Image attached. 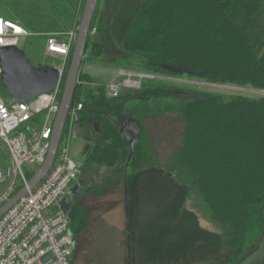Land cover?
I'll use <instances>...</instances> for the list:
<instances>
[{"label":"trees","instance_id":"16d2710c","mask_svg":"<svg viewBox=\"0 0 264 264\" xmlns=\"http://www.w3.org/2000/svg\"><path fill=\"white\" fill-rule=\"evenodd\" d=\"M16 1V4L7 1L9 8L0 5L9 19L19 21L32 31L45 28L52 32L66 29L67 32L78 31L86 0ZM98 1L82 65L90 48V59L99 60L109 55L110 32L98 18ZM141 2V14L148 22L147 31L154 38L160 37V47L154 55H142L127 67L137 65L143 73L188 76L209 83L249 85L264 90V0ZM76 16L78 21L74 24ZM58 25L62 27L55 29ZM69 25L72 27L68 28ZM71 47L60 99L73 43ZM79 75L71 102L72 105L83 104L78 125L86 129L92 121L100 124L89 143L92 150L88 159L108 167H116L122 161L130 173L163 170L177 186L186 189V200L220 228L218 233H205L204 241V237H198L190 256L199 259L198 264H233L240 259V236L248 228L251 209L264 202V95L252 97L188 90L171 79L143 77L139 89L129 90L131 93L127 96H122L121 92L110 97L104 83L92 85L97 81L89 73H82L81 68ZM177 91L193 94L181 95ZM185 96L189 97L187 103L176 112L182 122V132L177 146L163 160L164 165L154 156L153 149L148 151L140 142L131 151L121 131V122L111 116L118 100L130 97L140 102H177ZM30 123L36 122L32 119ZM66 128L67 125L62 133L65 134ZM37 169L29 167L25 172L28 180ZM22 186L23 183L18 184L16 191ZM204 253L206 257L202 258Z\"/></svg>","mask_w":264,"mask_h":264},{"label":"rangeland","instance_id":"374dc122","mask_svg":"<svg viewBox=\"0 0 264 264\" xmlns=\"http://www.w3.org/2000/svg\"><path fill=\"white\" fill-rule=\"evenodd\" d=\"M7 1L8 3H17L16 0H0V5L9 8ZM141 3V0L98 1V18L102 19L103 24L109 28L110 32V37L107 39V52L109 55L99 60L90 59L88 58V54L91 49L90 48L81 67L82 73H89L98 83L101 84H107L108 82L114 80L125 84L124 81L128 80L129 78L128 72H133L136 74L143 73L139 72L141 67L137 65L127 67V64L134 63L133 61H137L142 55H154L160 47V37L154 38L147 31L148 22L141 14ZM0 15L5 18H9L4 14L1 7ZM77 16L73 21L74 24L76 21H78ZM61 27L62 26L58 25V27L55 29ZM70 27L72 26L69 25L68 28ZM50 28L55 30L52 27ZM65 30L60 32H65ZM30 31L34 35L21 38L20 46L25 50L27 58H29L31 63L33 62L34 65H42V63H47L55 66H60L61 64L65 63L63 57L58 55L51 57L45 53L47 37L44 33L52 32L51 30H45V28H41L36 29V31ZM74 43L75 40L73 41V46ZM121 54L125 59L120 56L117 57V55ZM145 74H147L146 77L150 78L159 77L167 80L171 79L173 81H177L179 87H183L188 90L201 89L218 94H236L252 97L264 95V90L258 88L255 89L249 85L238 86L231 83H209L202 78H191L188 76L185 78H180L174 76L168 77L165 75H154L150 73ZM131 79L137 84L140 80V77L134 75L131 77ZM121 88L122 89L120 90V93L123 92L122 96H127L130 94L131 92H129V90L132 91L134 89H138L137 86H126V84ZM0 93L6 99V101L13 100V97L5 90L1 80ZM187 99H189V97L185 96L184 98L180 97L177 102L173 100H150L148 102H140L130 99V97L129 99L122 98L121 100H118L119 102H117V106L112 110L111 116L116 117L119 122H122L125 118H129L131 117L130 115L133 114V116L138 119L142 125H144H141L143 131L140 135V143L145 145L148 151L149 148L153 149L154 156L160 158L161 165H164L163 160L166 159L165 157L170 154L173 148H175L178 144V137L182 132V122L176 112L179 111V109L184 106L185 103H187ZM146 116L147 118L144 119ZM35 119L42 121V114L36 115ZM94 124H96L97 127H95ZM96 128L99 129L100 124L92 121V124L87 125V128L83 131L84 134H86L84 142V150L86 155H88L90 150H92L89 143H92L93 141ZM78 136L73 139V144L76 141L82 140L81 134ZM149 136L152 143L149 141ZM2 152L5 154L4 150H2ZM0 157L2 158V156ZM74 159L84 163L82 156H74ZM93 162L94 163L91 162V169L88 166L89 172H95L96 170H94V167L101 165L95 162V160ZM155 162H158V160L156 159ZM125 164L126 163L121 161L118 164V167L124 169L126 166ZM105 168H107V170L102 174L96 171L95 175L97 178L100 179L102 176L111 175V167L107 166ZM24 170L27 172L29 168L25 166ZM153 173L155 177L160 176L161 180L160 187L162 197V212L161 210L157 209V217L154 215V219H157L156 221H152L153 218L151 216H146L140 220V224L138 226H136V221L132 223V226L130 225V233L132 232L133 234V231L135 232L140 229L141 234H143L141 241L142 252H140V249H135L134 251L138 253V256L136 257H133L135 252L131 253V256L134 259L133 263H135L138 259H142L144 260L142 264H198L199 259H197L194 255L192 257L190 256V249L192 245H194V243L198 240V237H204V241L205 233H218L220 228H217L211 221L205 218L204 214H202V211L198 207L186 200L185 196L187 193L184 187L177 186L176 183L171 180L165 174V172H163V170H154ZM106 186H109V184L91 183L88 185V188H86L87 192H85V194L89 195L96 193V195H103L104 190L102 191V189ZM120 188V197L122 200H124L126 188H124L123 185ZM76 204L77 207L75 209L67 210L68 218L70 219V228L75 234L78 227V218L79 231L83 230L86 227V223L88 222V212L86 207H84L82 203L76 202ZM142 206L145 207V204L143 203ZM61 210L63 211L62 205ZM145 211L149 213V210L146 209L143 211L144 214H146ZM251 212L252 215L250 216L248 222V228L240 236L241 247L239 254L243 256L245 253H247V251L256 248L258 245L260 246L257 250L250 253L247 258L243 259L239 264H261L264 261V202L253 206ZM77 215L78 218L76 217ZM129 239L131 240V235ZM240 241L237 240L236 245L239 246ZM205 244L206 242L203 243V246ZM158 245L160 246V249H157ZM149 246H153L155 248L149 252L150 255L148 254V257L147 248ZM201 250H203V248ZM205 254L206 253H204V256L201 257H206ZM114 256L115 252H108L102 255L98 254L96 256L94 253H91L89 256V262L87 264H116L113 259Z\"/></svg>","mask_w":264,"mask_h":264},{"label":"built area","instance_id":"2783aa9c","mask_svg":"<svg viewBox=\"0 0 264 264\" xmlns=\"http://www.w3.org/2000/svg\"><path fill=\"white\" fill-rule=\"evenodd\" d=\"M66 33H44L47 37L45 53L51 57H63L65 63L59 66L63 71L71 45L78 35L72 29ZM30 35L34 34L19 21L0 15V47L13 44L21 47V38ZM2 71L0 64V77ZM128 74L124 83L138 89L141 79L147 76L145 73ZM134 75L140 77L137 84L131 79ZM61 82L51 92H43L26 102L6 101L0 93V208L15 195L18 184L29 181L24 167H40L45 161L60 108ZM100 84L92 82L95 86ZM125 84L115 80L108 82L105 84L107 95L118 96ZM82 109L81 102L71 106L65 134L45 178L0 216V264H72L76 246L70 220L61 209L53 211L52 208L67 193L83 166V162L76 161L71 155V144L79 133ZM39 114H42V121L35 119ZM32 119L35 124L30 123Z\"/></svg>","mask_w":264,"mask_h":264},{"label":"crops","instance_id":"0c3cea01","mask_svg":"<svg viewBox=\"0 0 264 264\" xmlns=\"http://www.w3.org/2000/svg\"><path fill=\"white\" fill-rule=\"evenodd\" d=\"M83 131L84 128L79 126L78 135L81 134L82 140L76 141L74 144L72 142L71 155L72 158L74 156H82L84 163L79 176L64 195H67L65 202L70 205L71 210L77 207L76 202H78L82 203L88 212L86 227L79 231V218L77 215L78 227L76 234L71 230L74 233L76 246L72 256V264H87L91 253L96 256L108 252H115L113 259L116 264H142L144 260L138 258L133 263V257L138 256V253L134 251L135 249H140V252H142L141 241L143 234H141L140 229L133 231L132 234L129 228L134 221L137 222L136 226H138L140 220L146 216H151L153 218L152 221L155 220L154 215L157 217V209L162 212L160 176L155 177L153 169L145 171V173H130L126 167L122 169L116 165V167L110 168L111 175L102 176L100 179L97 178L95 175L96 171L102 174L107 170L105 168L107 165L102 163L94 167L95 172H89L88 166L91 169V162H94L88 159V155L85 154L84 142L86 134ZM91 183H108L109 186L103 187V195H96V193L86 195V188ZM122 185L126 188L124 200L120 197V187ZM59 202L56 207L52 208L53 211L61 209ZM143 203L145 207L142 206ZM146 209L149 210V213L145 211L146 214H144L143 211ZM130 235L131 240L129 239ZM154 248L153 246L147 248L148 257L150 255L149 252ZM157 249H160L159 245ZM133 252H135V255L133 254L132 257L131 253Z\"/></svg>","mask_w":264,"mask_h":264},{"label":"water","instance_id":"95a60500","mask_svg":"<svg viewBox=\"0 0 264 264\" xmlns=\"http://www.w3.org/2000/svg\"><path fill=\"white\" fill-rule=\"evenodd\" d=\"M98 0H86L81 22L78 28V35L74 43L70 66L66 72V80L63 87V93L60 99V108L53 125L50 150L45 158L44 163L38 167L31 179L24 184L17 193L9 199L0 208V216H2L18 199L29 193L35 188L49 172L54 164L56 154L59 150V143L63 135L69 110L72 106V98L75 93V87L79 82V71L82 65V59L85 52V45L89 35V29L92 22L93 14L97 8ZM0 64L2 66L1 83L5 90L13 97L14 100L26 102L37 97L43 92H51L63 79V68L59 66L42 63V65H34L27 58L26 52L21 47L13 45H4L0 47ZM177 69V68H175ZM178 70V69H177ZM181 95L191 96L192 92L177 91ZM121 131L134 151L135 144L140 142L142 126L139 121L131 116L125 118L121 122ZM64 196L59 204L62 205L63 212L67 214L70 205L65 202ZM264 233V232H263ZM256 248L247 251L240 259L233 264H239L243 259L257 250Z\"/></svg>","mask_w":264,"mask_h":264}]
</instances>
